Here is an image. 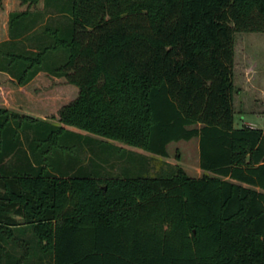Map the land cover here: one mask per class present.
I'll use <instances>...</instances> for the list:
<instances>
[{
    "label": "trees",
    "instance_id": "1",
    "mask_svg": "<svg viewBox=\"0 0 264 264\" xmlns=\"http://www.w3.org/2000/svg\"><path fill=\"white\" fill-rule=\"evenodd\" d=\"M22 2L0 72L78 94L56 123L0 107V264H264V128L233 124L234 37L264 33V0ZM64 126L163 157L197 137L203 174L119 176Z\"/></svg>",
    "mask_w": 264,
    "mask_h": 264
},
{
    "label": "rangeland",
    "instance_id": "2",
    "mask_svg": "<svg viewBox=\"0 0 264 264\" xmlns=\"http://www.w3.org/2000/svg\"><path fill=\"white\" fill-rule=\"evenodd\" d=\"M29 3L22 0H0V41L5 37L7 30V15L13 10H24ZM41 5L38 0L35 7ZM33 7V5H31ZM234 42V126L243 125V122L253 121L255 125H264V99L260 94L252 90V86L264 88V33H235ZM249 68V69H246ZM42 77L48 75L41 74ZM36 84L33 90L26 93L14 95L6 88H14L17 85L9 79L8 75L0 72V107H7L8 110L18 112L31 111L47 113L45 116H35L33 118L48 120L56 123L58 120V110L68 102L74 94L68 92L62 99V95H54L51 89L53 84H47L45 79ZM245 82H248V92L242 94ZM56 98V99H55ZM10 105V106H9ZM74 129V128H73ZM99 139H94L91 145L98 148V143H105V156L114 158L116 162L111 173L119 171V164L122 165V177L136 176H156L160 169H171L179 165L191 177H200L203 172L198 165V142L194 137L190 140H179L168 144L166 157L152 154L139 147L127 145L120 141L107 139L95 135ZM99 140V141H98ZM102 140V141H101ZM91 143V142H90ZM90 143L84 142L83 147L87 150ZM102 147V146H101ZM110 150V151H109ZM117 156V157H116ZM119 160L117 162L116 160ZM111 161V162H112Z\"/></svg>",
    "mask_w": 264,
    "mask_h": 264
},
{
    "label": "crops",
    "instance_id": "3",
    "mask_svg": "<svg viewBox=\"0 0 264 264\" xmlns=\"http://www.w3.org/2000/svg\"><path fill=\"white\" fill-rule=\"evenodd\" d=\"M40 2H41V5L40 6H38V8H41L42 6H43V0H40ZM7 21H8V15H7ZM7 24V23H6ZM7 26V25H6ZM6 39H8V27H7V30H6V34H5V37L1 40V41H3V40H6ZM235 45V44H234ZM234 54H235V51H234ZM246 69H249V68H246ZM2 73H4V72H2ZM5 74H7V73H5ZM41 74H45V75H48L46 72H43V71H41V72H39L32 80H30L26 85H23V86H16V87H14V88H6V90L8 91V92H10V91H12V93L14 94V95H17V94H20V95H22L21 93H26L28 90H33V86L34 85H38V84H40L41 82V80L42 79H45V81L47 82V84H53L54 85V88L53 89H51V91L53 92V94L54 95H56V94H60V95H62L61 97H62V99L64 98V96L68 93V92H71L72 94H74L73 95V97H71V99L69 100V101H71V100H73L76 96H77V94H78V88L75 86V85H73V84H70V83H68L67 81H66V79L64 78V77H56V76H51V75H48L47 77H42L41 78ZM234 74H235V65H234V67H233V79H234ZM8 75V74H7ZM8 77H9V79L10 80H12L13 81V79L8 75ZM248 87H249V84H248V82H245V87H244V90H242V91H240L242 94H244V93H246V92H248ZM252 90L253 91H255V93H258V94H260V97H263V99H264V88H257V87H255V86H252ZM57 96V95H56ZM56 99V98H55ZM68 101V102H69ZM233 101H234V98H233ZM68 102H66V103H68ZM65 103V104H66ZM10 106V105H9ZM8 107V106H7ZM7 107H5V108H7ZM8 109V108H7ZM21 114H25V115H28V116H32V117H35V116H45L47 113H39V112H31V111H22L21 112ZM244 125H247V126H251V127H256V128H264V125H255V122H253V121H246V122H243V125H241V126H238V127H236V128H240V127H242V126H244ZM66 129H68V130H71V131H74V132H77V133H80L81 135H83L84 136V138L85 137H92V139H99V138H97V137H95L94 135H91L90 133H87V132H85V131H83V130H80V129H77V128H75V127H72V126H64ZM235 127V126H234ZM74 128V129H73ZM197 138V137H196ZM22 140H23V144H24V148L27 150V148H26V145H27V140L25 139V138H23V136H22ZM82 140H83V138H82ZM100 140V139H99ZM102 141V140H101ZM197 142H198V138H197ZM28 152V151H27ZM87 155H89V153H87ZM89 157L88 156H86L83 160H81L80 161V163L79 164H77L78 166L79 165H85L86 163H88L89 162V159H88ZM54 159H56V158H54ZM60 160V159H59ZM54 162H56L57 160H53ZM65 162H66V157H61V160L59 161V164H61V165H65ZM201 170V169H200ZM202 171V170H201Z\"/></svg>",
    "mask_w": 264,
    "mask_h": 264
}]
</instances>
